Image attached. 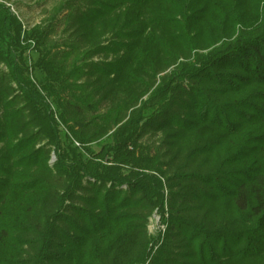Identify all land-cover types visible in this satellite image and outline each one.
I'll list each match as a JSON object with an SVG mask.
<instances>
[{
	"label": "trees",
	"instance_id": "obj_1",
	"mask_svg": "<svg viewBox=\"0 0 264 264\" xmlns=\"http://www.w3.org/2000/svg\"><path fill=\"white\" fill-rule=\"evenodd\" d=\"M261 4L0 5V264H264Z\"/></svg>",
	"mask_w": 264,
	"mask_h": 264
},
{
	"label": "rangeland",
	"instance_id": "obj_2",
	"mask_svg": "<svg viewBox=\"0 0 264 264\" xmlns=\"http://www.w3.org/2000/svg\"><path fill=\"white\" fill-rule=\"evenodd\" d=\"M64 0H0V5L4 6L9 10L10 14L15 18L16 22L19 24L21 28V39L23 38L24 33L29 32L35 26L41 25V22L46 19L48 14L52 11V9L62 3ZM260 9L264 11V4H261ZM242 29L241 26L236 27V32ZM26 43V42H25ZM29 48L25 50L23 54L24 64L27 67V74L29 78L37 84L36 78L38 79L41 74L34 70L33 62L36 60L38 54L33 49L35 44L28 40ZM24 45V42H21ZM3 68V67H2ZM171 69L167 70L169 72ZM41 94H44L39 90ZM52 110L53 107L51 106ZM55 121L58 123V128L61 131L62 139H66L68 142H71L73 147L80 148L79 144L72 141L70 134L67 130L60 125V122L57 119V116L54 115ZM93 151H98L99 146L96 144H92L90 146ZM56 161V157L54 153L50 154V159L48 161V166L52 168V165ZM166 196V191H165ZM163 211H159L158 209L154 210L150 217L148 218V222L146 224V232L150 237H158L159 239H163V234L166 230V224L164 221L167 219V207H166V197Z\"/></svg>",
	"mask_w": 264,
	"mask_h": 264
}]
</instances>
